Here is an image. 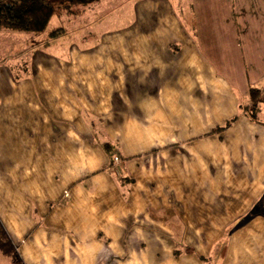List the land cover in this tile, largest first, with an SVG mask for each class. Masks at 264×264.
I'll return each instance as SVG.
<instances>
[{"label":"crops","instance_id":"1","mask_svg":"<svg viewBox=\"0 0 264 264\" xmlns=\"http://www.w3.org/2000/svg\"><path fill=\"white\" fill-rule=\"evenodd\" d=\"M97 3L0 63V264H264V0Z\"/></svg>","mask_w":264,"mask_h":264},{"label":"rangeland","instance_id":"2","mask_svg":"<svg viewBox=\"0 0 264 264\" xmlns=\"http://www.w3.org/2000/svg\"><path fill=\"white\" fill-rule=\"evenodd\" d=\"M135 1L136 0H102L99 3H97L95 7L92 8L89 14L83 15L82 19L87 20V22H89L92 27L96 25L97 20H102L101 24L98 26H101L104 32L124 31L126 29L127 24L129 23V19L131 17L130 14L132 13L131 9L133 8L134 6L133 2ZM173 1L177 2L178 0H173ZM73 8L77 9L79 7H77L76 5ZM63 12L64 11L60 10L57 12V14L61 15L60 13H63ZM76 15L77 14H73V16H76ZM59 18L61 19V17ZM74 25L76 27L75 23ZM74 25L73 26L69 25L68 28L66 27L67 34L69 36H74V35L76 36L78 33V32H75L77 28H75ZM52 26H53L52 23H50L48 28H51ZM58 27L59 28L56 29L57 31H55V33L57 32L58 34L60 32L61 34V32H64V29L61 27V25H58ZM6 30L0 31V63L1 61H3L2 63L7 62V64L10 63V59L12 61L15 59V62L20 60L19 57L22 56V53L19 54L18 52L22 51L21 46H23V41L21 39V36H28L25 34H32L34 36H38L39 46L51 42V39H53V37L55 36V34L52 33L50 37L44 39V37L41 35L42 33L19 32V31H14V30H9V29H6ZM21 33L22 35H20ZM81 34H84V33H81ZM30 42H31V38L29 40V43ZM21 61H24V60H21ZM260 96L263 99L262 94H260ZM192 112H193V109L182 110L183 121L185 124H189L188 121L191 119L190 114H192ZM258 118L264 121V111L263 110L262 112H260ZM189 139H188L189 141H193V133L189 134ZM14 257L15 256L13 255L12 258Z\"/></svg>","mask_w":264,"mask_h":264},{"label":"trees","instance_id":"3","mask_svg":"<svg viewBox=\"0 0 264 264\" xmlns=\"http://www.w3.org/2000/svg\"><path fill=\"white\" fill-rule=\"evenodd\" d=\"M101 0H0V30L44 32L58 11H67L78 5H90ZM259 88H251L250 103L243 105L247 115L261 122L257 116L262 98ZM228 122L227 125H230ZM226 127V126H225ZM225 127L217 128L221 131Z\"/></svg>","mask_w":264,"mask_h":264},{"label":"built area","instance_id":"4","mask_svg":"<svg viewBox=\"0 0 264 264\" xmlns=\"http://www.w3.org/2000/svg\"><path fill=\"white\" fill-rule=\"evenodd\" d=\"M115 159H116V160H119V158H118V157H116Z\"/></svg>","mask_w":264,"mask_h":264}]
</instances>
